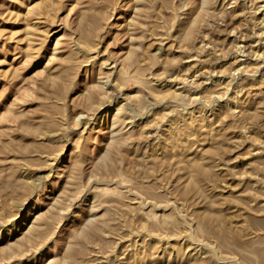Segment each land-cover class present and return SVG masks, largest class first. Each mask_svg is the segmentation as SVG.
Returning a JSON list of instances; mask_svg holds the SVG:
<instances>
[{"label": "rangeland", "instance_id": "rangeland-1", "mask_svg": "<svg viewBox=\"0 0 264 264\" xmlns=\"http://www.w3.org/2000/svg\"><path fill=\"white\" fill-rule=\"evenodd\" d=\"M0 264H264V0H0Z\"/></svg>", "mask_w": 264, "mask_h": 264}, {"label": "bare ground", "instance_id": "bare-ground-1", "mask_svg": "<svg viewBox=\"0 0 264 264\" xmlns=\"http://www.w3.org/2000/svg\"><path fill=\"white\" fill-rule=\"evenodd\" d=\"M238 69V68H237ZM185 79V78H184Z\"/></svg>", "mask_w": 264, "mask_h": 264}]
</instances>
